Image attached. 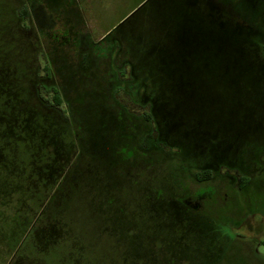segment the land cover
I'll return each instance as SVG.
<instances>
[{
	"label": "rangeland",
	"instance_id": "rangeland-1",
	"mask_svg": "<svg viewBox=\"0 0 264 264\" xmlns=\"http://www.w3.org/2000/svg\"><path fill=\"white\" fill-rule=\"evenodd\" d=\"M146 1L41 0L43 5H40L38 0H0V35L15 33L5 26V21L29 11L30 16L24 17L21 26H30L34 32H44H41L42 43L38 53L40 75L50 77L47 66H51L66 83L63 86L64 97H70L73 86L75 93L85 95L89 100L81 104L72 102L73 108L78 109L73 114L69 112L64 98L60 106L54 104L53 91L44 83L40 85L39 93L45 102L56 106L71 119L85 121L89 119L86 109L91 105L90 101L111 94L115 99H126L123 102L128 103L130 112L138 116L141 125L146 123L151 130V133L140 137L139 146L136 142L139 149H147V155L140 153L136 158L132 156L121 162V159L113 157V146L117 145L115 134L122 128L114 120L109 122V136L105 144L108 145L105 151L109 155L93 162L92 167L99 172L103 182L94 180V185L90 186L83 183L88 178L82 179L81 183L73 180L71 187L59 192L48 206L54 219L41 218L36 222L38 228L33 233L27 231L24 237L21 233L16 241L15 230L19 231L26 220L27 228L30 225L28 213L27 219L18 226L21 217L17 215L20 206L16 198L20 197L18 189L23 190L24 184L17 182L16 176L9 171L0 168V264H252L248 259L251 243L264 253V174L257 177L259 172L253 171L250 163L226 166L244 161L245 152L251 146L256 151V163L264 165V102L259 101L264 99V93L254 96V100L249 101L241 112H235L238 116L227 109V102H223L222 94H219L228 82L233 85L238 82L237 78L241 77L239 67L244 66L248 74H253L249 69L254 66L246 62L249 56L242 52L240 46L253 41L264 43V0H204L201 4L188 5L187 24H178L179 32L186 35H178L184 46L176 39L175 44L168 42L162 27L171 17H176L177 22L184 16L182 10L174 12L175 0H150L137 11ZM256 2L258 8H255ZM131 15L126 23L112 32ZM67 22L72 26L70 24L69 31L65 32L70 34L66 40L60 29ZM200 23L203 24L201 32L196 30ZM255 31L260 32L259 35L255 36ZM110 32L112 34L108 38L99 41ZM193 32L203 34L198 36L202 40L197 44L198 57L187 62L182 60L184 67L174 68L180 61L175 58V47L177 52L181 48L184 50L186 45L190 50ZM78 39L81 40L80 46ZM90 41L95 43L91 48L96 51H106L124 42L122 55L114 59L112 54L109 59L117 62L112 66L109 61L104 63L111 71L108 74L118 82L127 83L132 78L127 73L134 70L150 72L151 77H157L155 83L162 87L163 95L154 91L149 95L163 99L157 104L158 112L166 122V133L173 138L168 158H161L154 150L160 144L155 122L147 121L144 116L151 110L145 104L146 100L135 103L130 94L119 89H114L112 93L109 90L107 94L97 90V86L107 79L101 73L105 68L90 64L89 60L96 59L95 55L88 61L86 58L77 59L81 48L88 47ZM252 46L264 66L263 49ZM115 51L118 52L117 49ZM158 68L170 70L171 77L168 79L167 74L151 70ZM74 70L77 73L82 71V74H74ZM193 74H199L197 80L200 83L207 81L212 85L219 97L204 111L198 108L195 119L185 120L181 117V101L186 96L183 89L192 80ZM142 75L139 73L137 76L140 78ZM53 76L54 79L57 77L56 74ZM45 81L50 84L53 80ZM81 89L85 90L84 94ZM136 99H142L141 94ZM239 103L242 104L240 100ZM115 110L107 109L108 117H113L111 113L117 112ZM230 114L236 118L232 120ZM244 121L250 125L244 126ZM240 123L245 132L250 133L247 139L251 140L248 136L253 132L260 133V147L242 142L238 135ZM122 153L128 156V152ZM202 157L222 165L217 168L209 166L213 168V177L206 181L195 177L197 170L206 167L205 162L188 165L186 162L184 169L182 163H177L182 159L194 161ZM82 162L90 161L86 159ZM9 164V160L1 162L3 167ZM126 172L130 183L125 181ZM243 175H249L251 182L241 188ZM99 199L103 200L102 204ZM45 202L46 197H42L30 204L28 211L31 208L37 213ZM176 202L179 204L170 206ZM168 207L169 213L165 212ZM181 207L197 210L203 218H210V221H202V234L196 232L195 226L190 223L195 215L183 213L187 220L177 212L183 211ZM21 212L27 216V210ZM164 213L168 216L165 217ZM184 222H187V228ZM128 227L136 230L125 235ZM223 232L232 236L234 242L227 243ZM20 241L22 246L18 251L16 248Z\"/></svg>",
	"mask_w": 264,
	"mask_h": 264
},
{
	"label": "trees",
	"instance_id": "trees-1",
	"mask_svg": "<svg viewBox=\"0 0 264 264\" xmlns=\"http://www.w3.org/2000/svg\"><path fill=\"white\" fill-rule=\"evenodd\" d=\"M30 1L31 0H28V2ZM149 1L150 0H147L144 4H142V6L137 9V11L140 10ZM203 1L204 0H175L176 9H174V12L177 10H182L184 16L180 17L177 22H175L176 17H171L169 21H165L162 25L163 30H165L164 34L166 35L165 37L167 38L168 42L175 44L174 39L179 41L178 35L186 37L185 33L181 34V32H179L180 27L178 24H187L188 5L192 3L194 5L201 4ZM38 3H40L41 5V0H38ZM258 6L259 4L258 2H256L255 8H258ZM137 11H135L132 15H134ZM132 15L121 22V24L113 29L112 32L119 29L132 17ZM26 16H30L29 11H26L24 15L19 14L16 19L10 20L9 18V20L5 21V26L7 28H10L15 33H7L4 34V36L0 35V168L9 171V174L16 176L15 179L17 182L24 184L23 190H21L20 187H17L20 188L18 190L21 191L20 197L16 198L18 201L16 202L18 203V206H20V211H18L17 209V215L18 218L19 215L21 217L18 226L22 224V221H25L27 219L28 213L31 218H29L30 225L28 226V228L25 225V222H27L26 220L24 222V226L21 227L19 231L15 230V241L19 238L21 233L23 237L26 235L27 231L33 233V231L38 228L36 226V222L38 223L41 218L45 217L48 219L51 217L52 219H54V214L52 211L49 212L48 206L54 201L55 197H58V195L60 194L59 192L66 191L69 186L71 187L73 180L81 183L85 178H88L89 180L83 183L90 186L94 185V180H98L100 183L103 182L99 177V172L92 167L94 166L93 162H98L99 159H105V156L107 154L109 155V153L105 151L108 145L105 144H107V136H109L108 124L112 120H114V122H116L122 128L121 130H119L120 132H117L115 134V141L117 142V145L113 146V157L121 159V162H125V160H128L132 156L136 158L138 155H140V153L141 155H147V149L143 151V149H139V147L137 146L140 145L139 139L142 135L151 133L149 125H147L146 123L141 125L139 123L138 116L130 112L128 103L123 102L127 100L120 97L117 99L113 98L111 94L106 93L109 90V92L111 93L114 89L122 90L123 92H125V94H130L133 99L132 101H134L135 103H144L142 102V100H146L145 104L149 105L151 110L150 112H146L144 116L147 121H154L156 124L158 133L157 139L160 146L158 148L155 147L154 150H156L160 154L161 158H168L170 155V151L168 150V148L170 146H173V138L166 133V122L158 112L159 107H157V104L161 103L163 99H161V97H152V95H149L151 91L163 95L162 91L164 90L161 86L157 85V82L155 83L156 80L158 81L157 77H151L149 75L150 72L143 73L140 71L136 72L134 70L130 73H127L132 76V78H130L129 81L125 83L118 82L116 78H113L108 74H111V71L108 67H105L104 63H106V61H109V65L112 66V63L117 62L114 59L116 58V56L122 55L125 49L123 41L119 42L118 46L115 44L111 48H108L106 51H96L92 49L91 45L98 42H95V40V43L90 41L88 43V47H83L85 48L84 50H82L81 48L80 53H78L80 58L78 56L77 59L86 58V61H88L92 57V55H95L96 59L89 60L90 64L94 63L97 64L96 66L105 68V70H103L101 73L104 76H107L104 77L107 78L106 81L101 82L97 86V90L104 92L107 95L94 98L92 99V101H90L92 103L86 109L89 115L88 120L78 121L77 119H71L70 116L67 117L63 115L56 106L49 105L47 102H45L41 98L39 93L40 85H43L44 83L51 87L53 91L54 104L60 106L63 103L64 98L68 105L69 112L73 114L74 112H77L78 109L76 111L73 108L74 106H72V102L81 104L89 100L85 95L83 96L81 94L79 96V93H75L76 88L71 85L70 97H64L63 86H66V83L64 81H61L60 77L58 76V71L56 73V69L54 70L51 66H47V71L50 77H43L40 75L38 53L41 50V32H44H34L31 30L30 26L27 28L22 27L21 23ZM66 20L68 19H65V21ZM67 23L65 27L63 26V28H59L60 30H62V35L66 40L67 38H69L70 34H66L65 32L69 31L68 27L71 24ZM71 26L72 24L70 25V27ZM202 26L203 24L200 23L197 27L198 29L196 30L201 32ZM56 28L58 27H55L54 29ZM112 32L104 36L99 41H104L106 38H108L109 35L112 34ZM259 33L260 32L255 31L254 35H259ZM192 35L193 39L190 50H188V47L186 45V47H184L185 51L181 48L180 51L177 52V47H175V58L176 60L180 59V61L177 62V65L175 67L174 64L171 65V68L178 67V69H181L184 67L185 63L181 62L182 60H185L187 62L189 59H195L198 57L196 54L198 52L197 44L199 42L202 43V40H199L198 36H201L203 34L199 32H193ZM179 42L181 43V41ZM253 42H250L251 44L242 43V45L240 46V49L243 50L242 52L248 54L249 56L246 62L254 66L253 69L252 66L249 69V71L253 72V74H248L246 72L247 69L244 68V66L239 67L241 77L237 78L238 82L234 85L228 82L225 86V89L219 93L220 95L222 94L221 96L224 99L223 102H227V109H229L230 112L233 111L234 115H236L235 112L239 113L241 112V110H244L245 106H247L246 104L249 101L251 102V100H254V96L259 95L260 93H264V66L260 62L257 54L251 49L253 47L252 45H257L260 46L264 52V43H258L256 41ZM80 44L81 40L78 39V46H80ZM181 44H183L184 46L183 41ZM116 49L118 52L115 51ZM224 50H226V48ZM190 51L192 52V54H190ZM112 54H114V59L112 57L113 60H109L111 59ZM121 58H123V56L119 57V60H121ZM77 59L73 60L76 61ZM251 69L254 71H252ZM151 70H155L158 72L160 71L159 73L164 75L167 74L168 79L172 75L171 72H169L170 70L164 71L162 69L160 70L159 68ZM84 71H87V69H84ZM73 72L74 74H82V71L77 73L74 70ZM85 73L88 74V72ZM139 73L143 74L140 78H138L139 76H137ZM54 74L59 77L60 81L57 77L54 79L55 76H53V78L51 77V75ZM61 74H64V72H62ZM209 74H211V72H209ZM198 75L199 74H193L192 80L188 82V84H186L183 89V94H185L186 96L184 97V101H181V104L183 103L181 117L185 120H188V118L190 120L195 119V116L198 114V108L199 110H201V112L204 111L207 105H210L212 103L214 105L216 98L219 97L216 96L218 91L207 81L200 83L197 80L199 79ZM47 79H52L53 81H50L51 83L48 84L45 81ZM108 87L109 89H107ZM84 91L85 90L81 89L80 92L84 94ZM145 93H148V95ZM140 94L142 99H136V97L138 98V95ZM239 100L242 102V104L239 103ZM259 101L264 102V99H260ZM177 107L178 105H176V108ZM109 108L112 109V111L113 109H116L115 111H117L111 113V115L113 116L111 118L108 117L107 109ZM95 110L96 113H94ZM258 110H260V108H258ZM238 113L236 116H238ZM230 116L232 120L236 118L232 117L231 114ZM243 125L249 126L250 124L244 121ZM240 127L241 128L238 132V135L240 136V139L243 143H252L257 147H260L262 145L260 142V133H251V135L248 136L251 139L249 140L247 139V135H249L250 133L247 134L245 132V128H243L241 123ZM137 141L138 145L136 146ZM18 143H20L22 146ZM253 147L254 146H251V149L248 148V151L245 152L246 159L244 161L238 164H231L226 166L233 167L236 165L250 163L253 165V171L259 172L257 174V177L259 176V174H264V165H262V163H256L257 158L254 155L256 151L254 152L255 149ZM122 151L128 152V156L126 154H123ZM86 159H88L90 162H82V160ZM7 160L10 161V164L3 167V165H1V162ZM208 160L203 159L202 157V159L194 161H187L182 159L181 161H177V163H182L181 167L184 169L183 164L186 162V165L193 164L195 162H205L206 167L197 170L195 172V177L199 181H206L213 177V168H210L209 166H214L216 168L222 166L213 163L212 160ZM190 168H192V166H190ZM126 175L127 172L124 174L125 181L126 183H130L126 178ZM241 178V188L250 184L251 177L249 175H243ZM42 197H46V202L42 204L41 209L37 213H34L33 209L31 210L30 208L29 212L28 208L30 204L37 202ZM99 201H101L102 204L103 200L99 199ZM177 203L178 202L172 203L170 204V206L176 205ZM181 208L183 209V207ZM176 209L180 208L176 207ZM21 210H27V216L25 213H22ZM165 212L169 213V207ZM177 212L181 214V217L185 216L186 219L187 216L186 214L183 215V213L189 212L192 215H195L194 219L191 218L192 222L190 223L195 226L194 228L196 232H200L201 234L203 233V229L201 226L203 224L202 221H210V218H203V215L199 214L197 210L193 211L190 208H185L183 209V211ZM164 214L165 217L168 216L166 213ZM184 224L187 228V222H184ZM129 227L126 230L124 229L125 232L127 231L125 235H128V231L136 230V228L133 229ZM223 233L225 234L227 243L234 242L232 236H230L226 232ZM205 236L207 238V234H205ZM21 241L16 248L18 251L22 246ZM248 259H250L252 264H258L257 261L254 260V258L249 257Z\"/></svg>",
	"mask_w": 264,
	"mask_h": 264
},
{
	"label": "flooded vegetation",
	"instance_id": "flooded-vegetation-1",
	"mask_svg": "<svg viewBox=\"0 0 264 264\" xmlns=\"http://www.w3.org/2000/svg\"><path fill=\"white\" fill-rule=\"evenodd\" d=\"M249 257L254 258L258 264H264V253L259 252L255 244H250Z\"/></svg>",
	"mask_w": 264,
	"mask_h": 264
}]
</instances>
